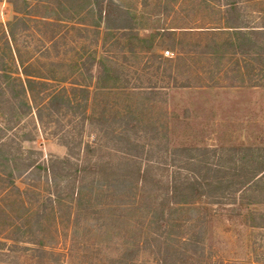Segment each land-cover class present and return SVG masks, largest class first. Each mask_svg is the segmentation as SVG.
I'll return each mask as SVG.
<instances>
[{"label":"rangeland","instance_id":"1","mask_svg":"<svg viewBox=\"0 0 264 264\" xmlns=\"http://www.w3.org/2000/svg\"><path fill=\"white\" fill-rule=\"evenodd\" d=\"M110 2L127 12L130 32L106 26L94 0H0L5 82L17 91L23 85L20 100L31 108L12 119L0 109V140L18 170L25 160L36 167L69 158L58 187L33 167L12 178L16 190L0 161V264H264L263 204L172 206L156 246L145 198L73 179L87 163L85 143L112 163L126 156L114 152L126 146L121 140L129 154L140 146L162 155L184 146L264 151V87H249L264 81V65L232 54L242 38L225 20V4L234 2L242 26L262 29L264 0H103L102 7L114 9ZM61 88L78 108L49 117L45 106ZM198 232L201 256L189 248L167 258ZM130 250L131 261L123 258Z\"/></svg>","mask_w":264,"mask_h":264},{"label":"trees","instance_id":"2","mask_svg":"<svg viewBox=\"0 0 264 264\" xmlns=\"http://www.w3.org/2000/svg\"><path fill=\"white\" fill-rule=\"evenodd\" d=\"M94 1L98 16L106 26H112L117 31L130 32L132 27L130 18L124 9L112 2L110 4L114 9L109 5L104 8L102 7L103 0ZM225 5L227 7L225 20L231 25L229 28L242 38L241 42L230 46L232 54L244 55L248 61H254L259 67L264 65V27L254 29L242 26V20H239L236 15L238 6L234 2ZM4 64L0 59V77L2 78L0 109L2 110L3 107L8 109L10 119H12V115L16 114V111L24 114L31 108L20 100V96L22 97L26 93L24 86L21 85L17 91L14 85L5 82L7 74ZM85 69L89 74L88 68ZM251 69L254 67L251 66ZM27 81L30 80L27 79ZM249 87H264V81L260 83L258 80H254L249 84ZM71 91L73 92L75 89L73 88ZM68 92L65 88H61L48 100L45 108L48 110L49 117L59 113L61 107H65L66 112L69 109L78 108V105L72 104ZM45 108L38 107L35 110L39 122H42V110ZM122 127L125 128H123V134L126 136L130 122H125ZM0 133L4 134V131ZM121 141L126 145L124 147L130 146L125 140ZM9 146L5 141L1 142L0 140V161L6 162L5 165L9 169L6 174L7 182L13 189L17 188L13 185L12 178L20 176L22 173L29 175L33 167L42 170L46 179L50 176L52 182L56 184L55 187H58V178L66 180L69 176L68 170L63 165L69 163L68 157L50 161L46 166L37 164L36 167L33 166L32 161L25 160L21 162L22 167L18 170L15 163L19 159L10 154ZM124 147L115 148L114 152L126 156H122L117 162L112 163L103 162L95 157L96 153L100 151V146L85 143L82 151L87 158V163L76 170L73 179H82L84 182L87 179H92L90 181L92 185L95 184L101 189L112 192L115 197H125V194L130 191L133 197L140 194L142 201L145 198V203L148 204L150 210H153L150 221V239L156 246L162 244V239H166L164 235L169 226V220L164 214V210L168 209L169 211L172 206L202 203L206 206H231L232 208L239 205L242 209H247L254 205H264V151L261 149L228 148L217 150L208 147L184 146L166 150L162 152L164 153L162 155L158 153L159 151L155 153L144 146L133 148L134 151L129 154ZM68 155L71 157V150ZM154 156H158L155 158L156 160H154ZM160 157H165V159L160 161L158 160ZM58 164L56 173L54 168H57ZM83 185L80 188H83ZM70 190V193L74 194L72 182ZM232 211L236 210L232 209ZM203 238L201 232L183 238L184 249H175L173 254L168 253L167 258L172 261L180 254V251H189V248L197 251L201 256L199 250ZM134 254L135 250H130V253L123 254V258H130L131 261ZM166 260L164 258V263Z\"/></svg>","mask_w":264,"mask_h":264},{"label":"built area","instance_id":"3","mask_svg":"<svg viewBox=\"0 0 264 264\" xmlns=\"http://www.w3.org/2000/svg\"><path fill=\"white\" fill-rule=\"evenodd\" d=\"M166 54H168V52H165Z\"/></svg>","mask_w":264,"mask_h":264},{"label":"crops","instance_id":"4","mask_svg":"<svg viewBox=\"0 0 264 264\" xmlns=\"http://www.w3.org/2000/svg\"><path fill=\"white\" fill-rule=\"evenodd\" d=\"M253 88H255V87H253Z\"/></svg>","mask_w":264,"mask_h":264}]
</instances>
